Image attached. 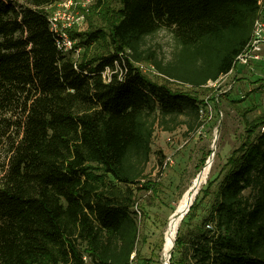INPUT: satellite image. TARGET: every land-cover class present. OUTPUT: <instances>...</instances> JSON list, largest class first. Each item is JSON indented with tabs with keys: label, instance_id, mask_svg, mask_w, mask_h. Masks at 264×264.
Here are the masks:
<instances>
[{
	"label": "trees",
	"instance_id": "16d2710c",
	"mask_svg": "<svg viewBox=\"0 0 264 264\" xmlns=\"http://www.w3.org/2000/svg\"><path fill=\"white\" fill-rule=\"evenodd\" d=\"M57 1L0 0V264H129L136 193L155 188L154 132L200 127L193 89L232 67L258 0H96L101 22L67 30L77 57L50 30ZM160 28L174 43L167 61L142 46ZM246 111L209 211L177 233L169 264H264V113Z\"/></svg>",
	"mask_w": 264,
	"mask_h": 264
},
{
	"label": "rangeland",
	"instance_id": "374dc122",
	"mask_svg": "<svg viewBox=\"0 0 264 264\" xmlns=\"http://www.w3.org/2000/svg\"><path fill=\"white\" fill-rule=\"evenodd\" d=\"M95 1L74 0L76 4L70 8L71 14L84 12L82 4L86 7L84 21L78 29L74 28L75 31L83 32L88 29L89 24L101 22V12L94 8ZM53 10L54 7H51L50 11ZM142 46L155 51L157 57L163 61L170 60L173 56L174 43L171 33L166 28H160L155 33L145 36ZM82 52L83 49L78 48L74 56L77 57ZM260 58L257 62L251 61L243 66L235 65L231 72L214 85L193 89L200 93L199 99L202 102L208 96L211 104L212 117L208 118L207 114H204L200 131L185 134L184 126L172 132L155 130L146 170L148 179L153 182L155 188L140 189L136 193V207L142 212V215L138 214V217L141 216L136 243L138 264L164 262L168 218L183 193L192 185L193 179L204 168L207 159L212 156L208 174L198 185L189 209L179 220L174 240L178 232L183 234L198 227L209 211L213 193L224 173V163L243 137L241 111L247 109L248 119L257 118L264 113V43ZM150 64L148 61L136 63L149 78L162 82V77L151 69ZM170 85L183 91L191 89L187 85L175 82ZM226 88L229 89L225 90ZM217 111L221 112L219 116ZM3 155L0 149V175L5 162ZM172 250L173 247L170 254ZM173 257H177V252H173Z\"/></svg>",
	"mask_w": 264,
	"mask_h": 264
},
{
	"label": "built area",
	"instance_id": "2783aa9c",
	"mask_svg": "<svg viewBox=\"0 0 264 264\" xmlns=\"http://www.w3.org/2000/svg\"><path fill=\"white\" fill-rule=\"evenodd\" d=\"M75 4L76 2H74V0H58L57 2L52 4V7H54V10L48 16L50 30L56 35L55 36L56 46L58 49H60L63 52L77 50L76 48H74L75 39L70 37L67 30L74 29L75 27L78 29L81 26L82 22L84 21L86 7L84 4H82V7L85 10L84 12L80 14H75V13L71 14L70 8L72 9L75 6ZM258 4H259L258 14L253 22L251 35H250V38L247 44L237 54V56L235 57L233 61V65L229 69V71L221 75L217 80L211 81V83L210 81H208L204 85L205 87L214 85L216 82L221 80L223 77H225L229 72L233 70L235 65L243 66V65L249 64V62L251 61L257 62L261 59L260 53L262 50V45L264 43V0H258ZM150 67L152 70H155L152 64H150ZM108 72L109 70L105 69V71L102 73L103 77L108 75ZM155 72L159 74L156 70ZM227 89L229 88H226L225 90ZM200 102L201 103L199 104V113H200L201 121H202L204 114H207V117L211 118L212 117L211 110H210L211 104L208 101V96L204 98V102H202L201 100ZM205 106L207 108L206 110H205ZM216 113L219 116L221 112L217 111ZM202 125L203 124L201 123L200 127L197 129L198 131H200V128ZM263 129H264V126L261 127V130ZM217 132H218V129H217ZM215 139H216V136H215ZM215 139L213 141L214 142L213 147L215 145ZM206 226L210 227V224H207ZM169 257L170 255L166 252L165 259L162 264H169V260H168ZM136 259L137 258H136V248H135L129 256V264H138L139 262Z\"/></svg>",
	"mask_w": 264,
	"mask_h": 264
},
{
	"label": "bare ground",
	"instance_id": "6f19581e",
	"mask_svg": "<svg viewBox=\"0 0 264 264\" xmlns=\"http://www.w3.org/2000/svg\"><path fill=\"white\" fill-rule=\"evenodd\" d=\"M211 161H212V156H210L207 159L204 168L193 179L192 185L183 193L178 204L174 208V211L170 214L167 222L165 242H164L165 253L170 249L173 243L174 235L178 227L179 220L185 214L186 208L191 204L198 185L202 183L206 178Z\"/></svg>",
	"mask_w": 264,
	"mask_h": 264
},
{
	"label": "water",
	"instance_id": "95a60500",
	"mask_svg": "<svg viewBox=\"0 0 264 264\" xmlns=\"http://www.w3.org/2000/svg\"><path fill=\"white\" fill-rule=\"evenodd\" d=\"M190 205H191V204H190ZM190 205H189V206H190ZM189 206L186 208L185 213H186L187 210L189 209ZM173 245H174V243H172L170 249L167 251L168 254H170V250L172 249Z\"/></svg>",
	"mask_w": 264,
	"mask_h": 264
}]
</instances>
